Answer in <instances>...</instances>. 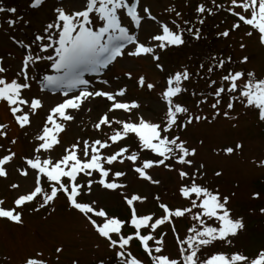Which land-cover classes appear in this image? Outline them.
Segmentation results:
<instances>
[{
	"label": "snow or ice",
	"instance_id": "obj_1",
	"mask_svg": "<svg viewBox=\"0 0 264 264\" xmlns=\"http://www.w3.org/2000/svg\"><path fill=\"white\" fill-rule=\"evenodd\" d=\"M44 3L45 0H30L28 7L38 9ZM165 10L174 14L170 21L158 19L143 0H74L71 8H66L63 0H58L51 8L49 22L33 33L29 42L12 37L21 45L22 58L18 71L9 77L4 58L0 56V103L6 106L15 125L21 130L32 128L33 117L44 108L43 96L27 94L31 92L33 81L39 85L41 93L48 90L58 94L60 99L49 106L42 124L36 126L33 147L28 154L19 157L20 163L15 167L20 177L27 179L32 176V185L22 191L21 184H9L16 195L11 206L0 198V219L23 226V209L27 205L35 203L31 211L39 212L54 205L63 195L68 207L86 219L111 253L110 258L97 256L93 264H112L113 261L115 264H144V260L133 253V242H138L151 264H264V244L251 255L241 250L226 252L217 247L218 243L231 246L234 238L247 232L245 218L235 215L231 207L235 192L225 194L219 187L212 188L201 182L206 176V165L203 162L197 164L195 160L199 155L198 148L178 134L179 130L186 131L193 124H211L220 116L237 120L238 114H230L236 102L253 112L259 123H264V75H258L255 69L227 67L236 63L231 55H210L209 66L205 70V63H200L199 70H205L208 77L217 70L223 74L219 83L211 78L207 81L211 89L209 95L214 101L209 118L208 115L194 113L180 101L179 97L188 92L184 84L193 75L188 67L181 65L164 76V84L158 93L164 111L155 120L142 114L138 99L128 97L126 84L115 88L96 87L92 83L93 77L86 78L87 73H103L125 57H150L155 68L165 73L161 54L170 48L184 46L186 34L197 41L202 36V29L195 27L191 20L183 19V13L175 6ZM221 10L235 19L229 27L216 33L218 38L228 39L232 32L243 28L245 31L239 44L241 50L247 47L244 37L255 36L259 45L264 47V0H229L227 7L217 0H211V6L207 0H201L194 7L196 23L203 25L206 16ZM16 11L15 7L0 6V12L15 14ZM21 19L20 16L9 18L7 24L14 25ZM146 21L155 22L157 28L141 37L139 30ZM23 23L28 24L29 21L24 20ZM249 59L244 55L239 63L247 64ZM38 64L44 65V71L39 77L35 74L30 76ZM123 75L129 80L134 78L132 71ZM135 82L140 89L146 87L153 91L157 88V83L148 81L143 74L135 77ZM99 83L108 85L109 80L102 79ZM191 95L196 97L197 93L193 91ZM224 95L228 96L226 110L221 108ZM200 97L196 99L198 108L208 101V95L200 93ZM97 98L104 99L108 106L92 123V128L98 133L108 128L110 133L95 138L77 137L72 143L63 145L61 134L68 124L76 121V113L86 102L91 103ZM121 111L127 114V118L112 115ZM9 129V123L0 122V139L8 145L0 143V178L4 179H8L9 168L17 161L18 155L13 150L18 137L10 136ZM173 129L177 130L176 134ZM133 138L135 150L131 144L125 143ZM199 144L202 146L204 140L201 139ZM58 146L62 147V152L54 156L52 153ZM243 148V141L237 140L234 145L213 151L230 156L242 152ZM145 152L150 153L151 158L145 157ZM126 162L131 171L151 185L161 183L151 174L155 168L162 167L176 173L179 181L177 193L187 204L171 205L157 193L153 199L161 214L142 212L138 205L146 203L148 196L137 191H125L129 185L121 182V178L128 173L116 169V165H125ZM252 162L264 168V159ZM214 175L220 177L223 171L217 170ZM82 177L86 178L84 182H81ZM97 185L103 190L120 193L128 209L127 216L110 213L98 199H85L94 195ZM250 196L253 200L264 199V193L256 190ZM258 211L264 215V207ZM186 217L190 218V226L181 236L176 221ZM163 226H168L174 234L175 256L166 253L167 233L160 231ZM209 246L212 251L205 255L204 250ZM96 247L99 249L100 245ZM63 252L64 245L60 243L55 247L56 264H59ZM20 264H50V260L45 258L43 250H35L23 256ZM71 264H80V261L73 259Z\"/></svg>",
	"mask_w": 264,
	"mask_h": 264
},
{
	"label": "rangeland",
	"instance_id": "obj_2",
	"mask_svg": "<svg viewBox=\"0 0 264 264\" xmlns=\"http://www.w3.org/2000/svg\"><path fill=\"white\" fill-rule=\"evenodd\" d=\"M143 0V4L149 5L153 14L158 19L168 20L174 18V14L167 12L165 9L170 6L183 13V19H189L195 27L202 29V36L199 41L187 36V43L176 49L170 48L161 54V62L165 65L166 72H159L150 57L142 59H133L125 57L119 59L110 69L103 73H87L86 78L93 77L92 83L96 87L115 88L117 85L128 86V97L136 98L141 104V112L146 118L153 120L159 119L164 111L163 103L160 101L158 93L164 84V76L167 72L177 70L181 65L188 67L193 73L192 77L185 82L184 86L188 89L187 93L182 94L179 99L185 103L194 113L208 115L211 118V103L213 97L209 95L211 89L208 87L209 78L215 79L219 83V77L223 74L219 70L208 77L205 70L209 66L208 57L212 54H223L225 57L231 55L235 64H229V68L255 69L258 75H264V47L260 46L256 37H244V43L247 47L240 49L239 44L245 29L238 32H232L228 39L218 38L216 33L229 27L234 21V17L226 16L225 12H220L206 16L205 23L200 25L196 23V14L194 7L201 0ZM58 0H45L42 7L30 9L28 4L30 0H0L2 7H15L16 13L0 12V56L4 58V66L8 68L7 75L14 76L18 71V66L22 58L21 45L14 42L12 37L29 42L33 33L42 28V25L49 22L51 17V8L56 5ZM211 6V0H207ZM229 0H217V3L228 6ZM66 8L74 5V0H63ZM20 16L22 19L14 25L9 26L7 20ZM28 20V24L23 21ZM157 28L155 22H143L139 30L141 37L148 32ZM38 52V49L36 50ZM249 56L247 64H240L242 56ZM200 63H205V70H199ZM199 70V75L197 72ZM44 71V65L38 64L29 75L35 74L39 77ZM126 71H132L134 78L129 80L123 75ZM143 74L148 81L157 83V88L153 91L140 89L135 82V77ZM102 79H108V85L99 83ZM195 91L196 97L191 93ZM200 93L208 95V101L196 106V99L201 98ZM28 95H41L44 98V108L39 110L38 114L33 117L34 126L21 130L13 122L6 106L0 103V122L9 123V135L18 137V143L13 147L17 152V161L9 168L8 179L0 178V198H4L7 206L12 205V200L16 192L8 186L10 183L21 184V190H27L32 185V176L27 179L22 178L15 171L16 164L20 163L19 157L28 154L33 147L32 137L36 132V126L41 125L47 114L48 108L54 104L60 96L53 94L48 90L43 93L39 91V85L33 81L31 92ZM228 96L224 95L221 108L226 110ZM107 102L104 99L97 98L91 103L84 105L83 109L76 113V121L69 123L67 129L61 134L63 145L70 144L77 137L95 138L102 136L104 133H110L111 129L105 128L103 133H98L92 128L98 116L107 109ZM91 108L89 112L88 109ZM233 116L238 114L237 120H229L220 116L213 123L201 122L190 125L186 131L179 130L178 134L186 139L189 144L198 148L199 155L195 158L197 164L200 162L206 165V176L201 181L207 183L210 187H219L220 191L229 194L235 192L231 200V207L235 215L243 216L247 224V232L240 234L233 239L232 245L227 243H218L219 250L231 252L234 250L244 251L246 254H253L258 247L264 244V215L259 213V208L264 207V199L253 200L250 193L253 190L264 193V168L258 167L252 161L264 159V123H259L253 112L245 109L239 102L234 105V110L230 113ZM112 115L119 118H127V114L121 112ZM236 125L233 127V125ZM27 133V135H25ZM176 134L177 130L173 129ZM203 139L204 144L201 146L199 141ZM237 140H242L244 148L242 152L233 155L217 154L213 151L223 146L234 145ZM0 143H7L0 139ZM131 144L133 150L136 149L134 138L125 141ZM116 146H114L115 148ZM62 152V147L58 146L52 153L54 156ZM145 157L151 158V154L145 152ZM117 170H124L128 174L121 178V182L127 183L129 187L125 190L128 192L137 191L148 196V201L143 205H138L140 210L154 211L157 215L161 214L156 201L153 197L159 193L162 199L171 205L187 204L177 193L178 177L176 173L169 172L164 168H155L151 174L155 179L161 181L160 185H151L149 182L141 180L137 174L131 171L127 165H116ZM222 170L223 175L216 177L214 173ZM86 178L82 177L81 182ZM85 199H98L100 204L105 206L110 213L118 214L121 217L127 216V206L122 201L119 192L106 191L98 185L94 188V195L86 196ZM35 203L27 205L24 209V225H16L5 219H0V264H20L23 256L33 253L35 250H43L45 258L50 260V264H56L55 247L63 243L64 252L60 256L59 264H71L73 259H79L80 264H93L97 256L104 255L108 258L111 253L106 249V242L94 233L86 219L76 211L70 209L63 195L57 199L52 206L45 207L39 212H32ZM55 209L54 211L52 209ZM121 208L120 210H117ZM255 210V211H253ZM190 226V218H182L176 221V227L181 236L184 235L187 227ZM161 232H166L165 249L166 253L173 256L177 253V246L174 234L168 226H163ZM100 248L97 249L96 245ZM138 242H133L132 251L144 264H151L147 261L148 257L143 250L138 248ZM212 249V247H211ZM212 250H210L211 252ZM8 259H5V258ZM147 262V263H146ZM115 264V261L112 262Z\"/></svg>",
	"mask_w": 264,
	"mask_h": 264
},
{
	"label": "trees",
	"instance_id": "obj_3",
	"mask_svg": "<svg viewBox=\"0 0 264 264\" xmlns=\"http://www.w3.org/2000/svg\"><path fill=\"white\" fill-rule=\"evenodd\" d=\"M225 13H226V14H225L226 16L231 17L230 14H228L227 12H225ZM234 19H235V18H234ZM210 250H212V249H211V246H209V248H207V249L204 250V254H205V255L209 254V253H210Z\"/></svg>",
	"mask_w": 264,
	"mask_h": 264
}]
</instances>
